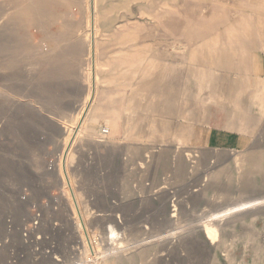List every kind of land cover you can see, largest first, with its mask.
<instances>
[{
    "label": "rangeland",
    "instance_id": "374dc122",
    "mask_svg": "<svg viewBox=\"0 0 264 264\" xmlns=\"http://www.w3.org/2000/svg\"><path fill=\"white\" fill-rule=\"evenodd\" d=\"M94 1L0 0V98L11 76L14 85L10 94L18 99L8 101V107L0 106V111L14 117L10 125L17 121L21 130V136L15 133L11 137L13 141L1 157L0 264H90L85 262L86 256L95 263L97 249L108 253L109 247L124 241L125 234L128 255L118 262L107 257L104 264H264V206L260 205L264 202V139L262 150L251 154L253 159L243 175L238 173L237 160L227 161L217 153H201L204 159L188 172L169 167L173 154L163 158L152 172L136 170L139 160L130 151L133 145L203 139L199 126L205 113L193 100L180 96L187 63L180 64L184 56L173 51L171 37L140 40L142 53L159 48L165 59L157 60L172 66L173 72L159 79L158 72L145 67L141 79L134 82L140 87L124 93L122 107L135 111L125 114L120 137L126 144L123 150L113 159L95 148L74 154L75 166L66 170L69 146H61L65 140L61 130L76 131L70 115L93 105L88 96L94 82L95 39L90 17ZM120 2L107 0L104 9ZM109 37L104 38L102 47L111 57L119 47L110 48ZM60 44L72 47L74 58L61 57L56 50ZM136 55L134 50L130 57ZM148 60L142 56L140 62ZM164 85L172 89L166 90ZM46 88L50 92L47 98L41 95ZM190 90L192 94L199 92L196 85ZM169 99L172 103L165 104ZM161 107H177L180 112L167 117ZM260 129L264 131V122ZM176 130L177 136L168 135ZM217 131L215 136L213 131L207 134L206 141L212 140L216 150L235 148L233 143L216 142ZM214 180L218 183L213 184ZM165 182L166 187L160 189ZM241 208L244 211H238ZM229 211L230 222L222 240L211 245L201 225L211 226L216 216ZM175 212L180 217L178 228L189 227L195 238L185 231L178 234L173 246L151 243L164 231L175 229L169 226ZM141 226L150 229L146 238Z\"/></svg>",
    "mask_w": 264,
    "mask_h": 264
},
{
    "label": "bare ground",
    "instance_id": "6f19581e",
    "mask_svg": "<svg viewBox=\"0 0 264 264\" xmlns=\"http://www.w3.org/2000/svg\"><path fill=\"white\" fill-rule=\"evenodd\" d=\"M106 1L95 0L90 16L95 40L91 70L94 81L93 92L91 91L92 95L88 96V100L93 105L89 110L83 108L78 114L70 115L69 121L77 127L76 131L72 132L68 128L61 130L65 140L60 144L62 147L69 146V153L65 159L66 170L68 171L73 165L75 166L74 154L82 155L85 152L93 151L94 148L100 152V155L103 154L108 158L112 157L113 159L118 156L126 146L120 142V137L124 131L125 114L127 112L131 115L135 111V108L124 109L122 107L124 93L135 91L136 88L140 87V84L134 85V82L139 77L141 79L145 67L151 72H158L160 74L159 79L164 78L163 74L173 72V67L164 65V63L159 66L150 60L146 64H141V62L138 64L125 63L122 59H118L114 55L109 57L107 53L103 52L100 45L101 39L110 35L108 43L110 42L112 44L110 46L113 47L118 42L126 40V35L122 36L119 33L120 30L134 25L138 30H144L148 26L160 30H173L174 36L186 45L183 53H186L189 61L183 68L186 72L185 86L182 91L180 90V96L193 100L198 108L205 113L201 116V125L199 126L203 139L194 141L178 138L170 141L165 140L148 147L146 145H133L134 150L130 151L137 155L139 160L136 164V170L141 174L152 172V169L163 158L173 154L175 157L169 163V167L187 170L188 172L194 170L195 165L204 159L201 153L204 155L217 153L221 154L227 161L237 160L239 175L246 173L247 167L253 159L251 154L255 150H262L264 139V131L260 129L264 122V65L261 63L258 53L259 44L264 42V12L257 10L254 14H248L243 7L244 2L241 0L194 2V7H185L187 10L171 5L169 0H148L149 6H140L137 12H133L131 9L127 10V6L123 5L122 1L116 6L104 9ZM114 34L117 36L111 41L110 38ZM56 50L61 57L74 58L72 47L60 44ZM108 53L111 54L112 52ZM9 79L10 82L3 85L2 88L3 97L0 98V106L2 107H8L7 104L10 100L18 101L16 96H13L14 94H10V91H13L14 78L10 76ZM195 85L199 88L198 94L191 93L190 88ZM163 87L166 90L172 89L168 85ZM41 95L47 98L50 96V92L46 88ZM164 103L171 104L172 102L169 99ZM161 108L163 112L167 113L165 114L167 117L175 116L180 112L177 107ZM10 118L0 111V170L5 146L10 142L12 143L11 137L15 133L21 136L19 123L15 121L14 125H10L15 120L14 117ZM148 126L153 127L151 124ZM216 129L218 130L216 142L220 144L233 143L235 148L216 150L215 146H212V140L206 141L205 136L211 134L212 131L214 135ZM257 130L259 133L256 134ZM178 133L179 131L176 130L168 135L175 137ZM59 149L60 146H58ZM227 150L231 153H226ZM57 157L62 158L63 155ZM78 165H83V162H78ZM212 182L217 184L218 180ZM81 183L84 182L81 181ZM166 184V182L161 184L160 189H164ZM70 187L72 189L73 182L70 183ZM75 195L81 199L80 194L76 193ZM260 205L264 206V202ZM238 211H244V208ZM231 213L232 211H229L216 216L211 226L201 225L207 235V241L211 245L216 246L222 240L224 230L230 222ZM209 214L211 216V213ZM179 220L180 217L178 219L177 212H175L169 219V226L175 229L164 231V234L157 236L151 243L166 242L173 246L177 243L178 234L185 231H190V237L195 238L196 234L189 227L178 228ZM149 230L146 226L140 227L144 238L149 235ZM125 237L118 246L116 244L109 247L108 253L103 254L97 249L99 257H96L95 263L87 256L85 262L104 264L103 259L107 257L113 258L116 262L123 260L129 252L124 249L126 234Z\"/></svg>",
    "mask_w": 264,
    "mask_h": 264
},
{
    "label": "crops",
    "instance_id": "0c3cea01",
    "mask_svg": "<svg viewBox=\"0 0 264 264\" xmlns=\"http://www.w3.org/2000/svg\"><path fill=\"white\" fill-rule=\"evenodd\" d=\"M123 2V5L127 6V10H132L133 12H137L140 8V6H149V1L148 0H121ZM161 1V0H160ZM171 5L173 6H179L183 10H187L188 6L194 7L195 4L194 2H202L205 0H169ZM144 2V3H142ZM241 2H244V8L247 10L248 14H251L257 10H260L262 13L264 12V0H255V2H251L250 0H241ZM200 5V4H197ZM44 7L48 6V3L43 4ZM197 8V7H195ZM187 16V14H186ZM93 30V29H92ZM122 36L126 35V40L118 42L115 46L119 47L117 49V54L114 56L118 59H122L125 63H140L142 56L145 58H149L151 61L154 63H162V61L157 60V59H165L161 56L159 48H156L155 51H147L145 50L142 53V50H139L140 40L145 41L147 38H150V36H153L154 38H162V37H171L173 41V51L175 53H179L180 55L184 56L183 61L180 63H188L189 58L187 57L186 53H183V50L186 48V45L180 42L177 37L174 36V31L173 30H160L159 28L148 26L144 30H138L136 26H127L122 28L120 32ZM105 38V37H104ZM153 38V39H154ZM104 39H101V47ZM258 48V53L260 55V60L261 63L264 65V42H261L259 44ZM110 48H112L110 46ZM103 49V47H102ZM136 50L138 55L134 56V59L130 57L131 52ZM104 53H107L106 51L103 50ZM167 60V59H166ZM168 63V62H165ZM175 63V62H173ZM135 103V100L133 101V105Z\"/></svg>",
    "mask_w": 264,
    "mask_h": 264
}]
</instances>
